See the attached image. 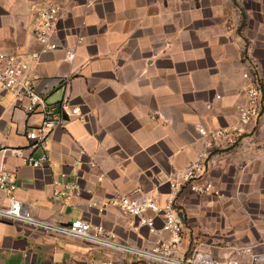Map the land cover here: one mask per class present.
<instances>
[{"label": "crops", "instance_id": "crops-1", "mask_svg": "<svg viewBox=\"0 0 264 264\" xmlns=\"http://www.w3.org/2000/svg\"><path fill=\"white\" fill-rule=\"evenodd\" d=\"M53 3L60 9L61 48L40 53L33 67L36 91L50 105L69 100L82 116L67 118L45 150L32 147L27 133L42 114L27 113V101H16L0 86V164L16 175L17 197L39 218H82L136 245L152 235L138 218L123 214L118 195L140 189L161 204L174 198L185 222L179 246L190 251L178 206L192 192L185 186L177 192L171 183L183 181L198 155L207 154L216 180L230 167L234 179L264 178V118L246 124L239 118L247 101L248 62L258 68L264 87V26L258 22L257 35L251 34L239 0H100L91 7L74 0H0V48L39 52L36 9ZM69 48L77 49L73 61L65 59ZM43 153L49 157L45 167L23 163V157ZM74 180L77 192L56 185ZM58 189L65 193L56 195ZM7 203L0 190V205ZM101 261L147 264L0 219V264Z\"/></svg>", "mask_w": 264, "mask_h": 264}, {"label": "built area", "instance_id": "built-area-1", "mask_svg": "<svg viewBox=\"0 0 264 264\" xmlns=\"http://www.w3.org/2000/svg\"><path fill=\"white\" fill-rule=\"evenodd\" d=\"M91 7L100 0H74ZM185 1V0H180ZM60 9L56 4L39 6L36 9V40L40 45L39 52L15 53L0 48V86L10 92L16 101H27V113H40L42 122L32 128L27 137L32 147L47 148V142L57 128L64 127L67 118L82 116L81 108L63 99L56 105L48 101L36 91V77L33 74L34 64L40 53L56 51L61 48L56 35L58 29ZM82 41V37L80 39ZM77 55L76 48L66 50L65 59L73 61ZM264 70V67H263ZM261 72V70H260ZM243 77L249 81L247 87V101L239 107L241 123L264 118L263 94L264 87L255 64L248 62L243 70ZM203 131V129H201ZM237 134L241 132L236 127ZM219 135H228L227 130L218 131ZM207 160L205 153L198 155L182 174V182H172L171 187L177 192L181 187L197 194H212L214 184L207 178ZM49 157L43 153L40 157H23V163L33 168L47 165ZM95 166V163H92ZM58 187L66 186L72 192L80 189L78 180L72 182H56ZM18 181L16 175L9 170L4 162L0 164V190L4 193L7 205H0V219L18 223L37 232H48L62 236L80 239L91 245L108 249L122 256H131L139 262L147 264H260L264 262V253H252L250 247H236L225 260L213 255L212 252L194 247L184 252L179 244L185 227L183 217L174 207V198L161 204L156 196L135 189L130 194L118 195L116 203L124 215L138 218L148 226L151 237H147L143 244L136 245L120 240L113 232L102 224H93L82 218H75L65 223L55 219H42L34 215L28 204L16 195ZM65 192L56 191L60 196ZM152 213V215H148ZM161 220V226L156 225V219ZM166 233V234H165ZM100 264H113L112 261H101Z\"/></svg>", "mask_w": 264, "mask_h": 264}, {"label": "rangeland", "instance_id": "rangeland-1", "mask_svg": "<svg viewBox=\"0 0 264 264\" xmlns=\"http://www.w3.org/2000/svg\"><path fill=\"white\" fill-rule=\"evenodd\" d=\"M239 1L243 14L250 19L251 34L257 35L258 22L264 26V0ZM233 170L230 167L228 175L216 180L207 166L206 176L214 184L215 192L202 195L192 192L185 206H178L183 209L190 231V251L197 246L220 260L229 257L236 247L264 253V178L234 179Z\"/></svg>", "mask_w": 264, "mask_h": 264}, {"label": "trees", "instance_id": "trees-1", "mask_svg": "<svg viewBox=\"0 0 264 264\" xmlns=\"http://www.w3.org/2000/svg\"><path fill=\"white\" fill-rule=\"evenodd\" d=\"M234 1H236V0H234Z\"/></svg>", "mask_w": 264, "mask_h": 264}]
</instances>
